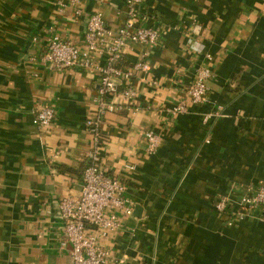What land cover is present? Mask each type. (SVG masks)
Returning a JSON list of instances; mask_svg holds the SVG:
<instances>
[{"label": "crops", "instance_id": "1", "mask_svg": "<svg viewBox=\"0 0 264 264\" xmlns=\"http://www.w3.org/2000/svg\"><path fill=\"white\" fill-rule=\"evenodd\" d=\"M56 1L0 0V264H73L59 205L82 194L94 147L87 121L108 61L47 67V39L84 48L91 14L102 12L113 35L132 19L127 0H88L82 16L57 13ZM136 27L160 38L124 50L122 66L149 70L131 82L134 99L105 98L114 110L99 150L135 209L104 244L126 264H264L263 215L236 217L247 187L264 180V0H145ZM203 65L213 76L194 105L188 89ZM183 102L187 112L172 115ZM45 104L56 118L40 128L34 117ZM149 131L161 136L154 154ZM221 198L231 211L216 210Z\"/></svg>", "mask_w": 264, "mask_h": 264}, {"label": "built area", "instance_id": "2", "mask_svg": "<svg viewBox=\"0 0 264 264\" xmlns=\"http://www.w3.org/2000/svg\"><path fill=\"white\" fill-rule=\"evenodd\" d=\"M87 1L57 0L56 11L63 14L68 8H72L76 16H82ZM144 2L145 0H127L132 19L116 35L108 29L103 13L96 12L87 19L84 48L66 42L58 35H52L47 39L42 54V63L58 70L77 66L84 69L95 68L97 59L104 54L107 55L108 61L101 71V98L97 116L87 121V126L94 136V147L90 155L91 164L84 173L82 194L79 198H64L59 205L64 222L63 246L69 247L73 264H126V259L104 244V241L124 227V219L133 217L135 203L128 197V186L123 179L109 174L99 150L104 143L101 130L103 117L107 112L114 110V106L107 103L105 98L122 96L126 100L134 99L137 93L131 82L138 72L149 70L145 63H137L128 68L122 66L124 50L129 43L155 45L160 38L156 29L136 27V19ZM108 37H111L110 43L106 42ZM206 59L212 58L208 55ZM212 76V71L207 65L197 69L195 80L188 89V102L198 105L205 101L209 91L208 82ZM127 83L129 86L121 92L120 86ZM186 112L187 106L183 102L172 110V115ZM218 115L220 116V113ZM55 118V108L45 104L36 112L34 124L46 128ZM145 137L148 153L154 154L161 146V136L149 131ZM128 168L131 171L136 169L135 166ZM233 203L231 199L221 198L216 204V210L227 213L231 211ZM237 206L239 210L236 217L240 221L254 212H260L264 219V180L249 185Z\"/></svg>", "mask_w": 264, "mask_h": 264}]
</instances>
